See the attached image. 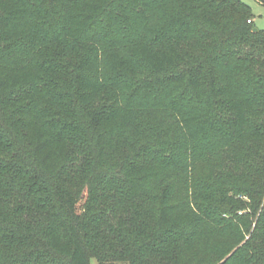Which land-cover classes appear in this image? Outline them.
Listing matches in <instances>:
<instances>
[{"label":"trees","instance_id":"obj_1","mask_svg":"<svg viewBox=\"0 0 264 264\" xmlns=\"http://www.w3.org/2000/svg\"><path fill=\"white\" fill-rule=\"evenodd\" d=\"M254 28L242 0H0V264H264Z\"/></svg>","mask_w":264,"mask_h":264},{"label":"rangeland","instance_id":"obj_2","mask_svg":"<svg viewBox=\"0 0 264 264\" xmlns=\"http://www.w3.org/2000/svg\"><path fill=\"white\" fill-rule=\"evenodd\" d=\"M249 6H251L253 13L255 14V24L258 28H264V2L259 0H242ZM91 264H99L97 259L92 258ZM114 264H128L127 262L117 261Z\"/></svg>","mask_w":264,"mask_h":264},{"label":"water","instance_id":"obj_3","mask_svg":"<svg viewBox=\"0 0 264 264\" xmlns=\"http://www.w3.org/2000/svg\"><path fill=\"white\" fill-rule=\"evenodd\" d=\"M258 30V28H254V31H257Z\"/></svg>","mask_w":264,"mask_h":264},{"label":"crops","instance_id":"obj_4","mask_svg":"<svg viewBox=\"0 0 264 264\" xmlns=\"http://www.w3.org/2000/svg\"><path fill=\"white\" fill-rule=\"evenodd\" d=\"M260 2H264V0H259Z\"/></svg>","mask_w":264,"mask_h":264},{"label":"built area","instance_id":"obj_5","mask_svg":"<svg viewBox=\"0 0 264 264\" xmlns=\"http://www.w3.org/2000/svg\"><path fill=\"white\" fill-rule=\"evenodd\" d=\"M250 22V21H249Z\"/></svg>","mask_w":264,"mask_h":264}]
</instances>
